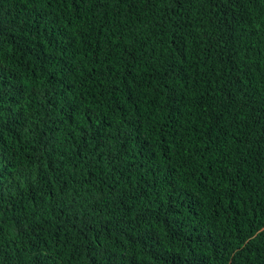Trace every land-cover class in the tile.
Wrapping results in <instances>:
<instances>
[{"label": "trees", "instance_id": "obj_1", "mask_svg": "<svg viewBox=\"0 0 264 264\" xmlns=\"http://www.w3.org/2000/svg\"><path fill=\"white\" fill-rule=\"evenodd\" d=\"M0 264H264V0H0Z\"/></svg>", "mask_w": 264, "mask_h": 264}]
</instances>
